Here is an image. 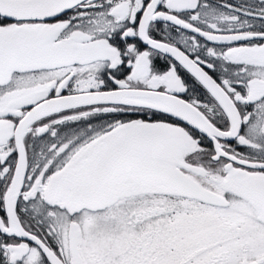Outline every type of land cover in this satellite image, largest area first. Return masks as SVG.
I'll return each mask as SVG.
<instances>
[{"label":"snow or ice","instance_id":"obj_1","mask_svg":"<svg viewBox=\"0 0 264 264\" xmlns=\"http://www.w3.org/2000/svg\"><path fill=\"white\" fill-rule=\"evenodd\" d=\"M0 264H264V0H0Z\"/></svg>","mask_w":264,"mask_h":264}]
</instances>
